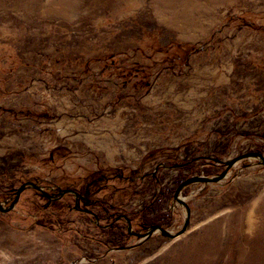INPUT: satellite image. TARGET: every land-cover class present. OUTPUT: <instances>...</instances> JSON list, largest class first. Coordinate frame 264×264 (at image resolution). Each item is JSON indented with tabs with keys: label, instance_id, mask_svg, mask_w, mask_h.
Masks as SVG:
<instances>
[{
	"label": "rangeland",
	"instance_id": "rangeland-1",
	"mask_svg": "<svg viewBox=\"0 0 264 264\" xmlns=\"http://www.w3.org/2000/svg\"><path fill=\"white\" fill-rule=\"evenodd\" d=\"M251 153L264 0H0V264H264Z\"/></svg>",
	"mask_w": 264,
	"mask_h": 264
},
{
	"label": "water",
	"instance_id": "water-1",
	"mask_svg": "<svg viewBox=\"0 0 264 264\" xmlns=\"http://www.w3.org/2000/svg\"><path fill=\"white\" fill-rule=\"evenodd\" d=\"M248 156H259L264 163V156L259 154V153H251L249 155H243L241 157L235 158L232 161L227 162L226 169L217 177L211 178V177H206V176H193V177H190V178L186 179L185 181L181 182L180 185L178 186V188L176 189L175 198H179V194H180L181 190L190 184L198 183V182L213 183V182H219V181L223 180L227 176L229 170L237 162V160L248 157ZM29 186L35 188L36 190L41 191L42 194L47 198H53L54 197L53 195H50L47 192H45L40 185H37L36 183H33V182H26V183L22 184L21 187H19V189L16 191V196H15L14 200L12 201V203L7 208L3 207V204L0 201V210L5 211V212L12 210L14 208V206L16 205V203L19 201L21 193ZM65 193H75V195H77V193L72 189H64V190L60 191V195H63ZM182 203L185 204V206L188 209V219L186 220L184 227L179 232L173 234V233L169 232L166 228H164L160 225H153L148 229V231L146 233H133V234L138 236V237H141V238H144V237L146 238V237L153 235L157 231H160L164 236H167L170 238H176V237L180 236L181 234H183L186 231L188 223H189V217H190V208L188 207V205L186 203H184V202H182ZM128 229H129V231H131V223L129 220H128Z\"/></svg>",
	"mask_w": 264,
	"mask_h": 264
},
{
	"label": "trees",
	"instance_id": "trees-1",
	"mask_svg": "<svg viewBox=\"0 0 264 264\" xmlns=\"http://www.w3.org/2000/svg\"><path fill=\"white\" fill-rule=\"evenodd\" d=\"M185 44L182 45L183 48H185ZM189 46V45H188ZM157 210V209H156ZM156 210H148L144 212L143 214V226L145 229H149L153 225H160L162 226L164 223L168 222V220L162 219L160 216L165 215V213H160L159 211L156 212ZM153 213V214H152ZM164 218V216H163Z\"/></svg>",
	"mask_w": 264,
	"mask_h": 264
},
{
	"label": "flooded vegetation",
	"instance_id": "flooded-vegetation-1",
	"mask_svg": "<svg viewBox=\"0 0 264 264\" xmlns=\"http://www.w3.org/2000/svg\"><path fill=\"white\" fill-rule=\"evenodd\" d=\"M76 193H77V192H76ZM80 198L84 200V197H83V195H80ZM52 199H54V197H53Z\"/></svg>",
	"mask_w": 264,
	"mask_h": 264
}]
</instances>
